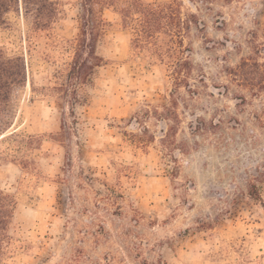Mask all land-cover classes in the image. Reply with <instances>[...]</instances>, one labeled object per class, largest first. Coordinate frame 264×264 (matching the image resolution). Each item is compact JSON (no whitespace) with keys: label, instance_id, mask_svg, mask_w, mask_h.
<instances>
[{"label":"rangeland","instance_id":"1","mask_svg":"<svg viewBox=\"0 0 264 264\" xmlns=\"http://www.w3.org/2000/svg\"><path fill=\"white\" fill-rule=\"evenodd\" d=\"M52 1L47 29L21 7L0 25L27 68L0 133V264H264V0H177L182 41L139 46L109 0L74 94L82 0Z\"/></svg>","mask_w":264,"mask_h":264},{"label":"trees","instance_id":"2","mask_svg":"<svg viewBox=\"0 0 264 264\" xmlns=\"http://www.w3.org/2000/svg\"><path fill=\"white\" fill-rule=\"evenodd\" d=\"M214 1V0H206ZM109 0H82V27L75 38L74 56L70 64L68 78L71 89H62L75 93V85L84 83L93 71L100 66V58L96 54V42L103 32L106 21L103 9ZM22 8L24 17L35 28L47 29L53 22L56 7L52 0H0V25L6 23L7 14L16 8ZM123 21L133 29V44L139 46L143 38L162 30L171 41H182L183 30L189 26L190 20L182 21L180 5L177 0L162 2H145L144 0H128L120 7ZM193 15V14H192ZM184 23V25H182ZM255 47V51L260 46ZM250 58H242L234 76L244 79L250 68ZM254 74L257 87L264 89V61L254 60ZM255 83H251L254 85ZM27 84V68L22 56H9L0 50V133L13 128L16 118V100L19 92ZM255 187V186H253ZM256 193V192H253ZM0 198H4L0 189ZM13 201V199H12ZM14 203V201H13ZM7 215L0 211V239L6 229ZM5 255L0 246V261Z\"/></svg>","mask_w":264,"mask_h":264}]
</instances>
